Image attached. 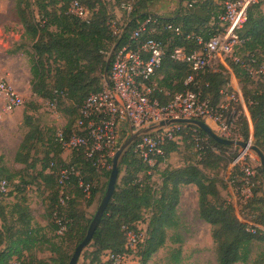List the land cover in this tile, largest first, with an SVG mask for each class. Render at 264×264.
<instances>
[{
    "label": "trees",
    "instance_id": "obj_1",
    "mask_svg": "<svg viewBox=\"0 0 264 264\" xmlns=\"http://www.w3.org/2000/svg\"><path fill=\"white\" fill-rule=\"evenodd\" d=\"M73 1L15 0L24 36L30 40L33 50L31 91L43 100L56 103V108L67 103L64 111L69 119L61 129L66 138L77 129L81 108L88 97L104 89L114 60L113 56L106 76L105 67L112 49L135 42L133 32L150 18L149 27L154 32L145 33L142 39L152 37L160 41L165 50L161 66L149 81L157 84L153 97L167 105L175 93L192 89L201 91L203 98L217 104L223 89L233 91L232 77L224 65L216 71L199 72L194 81L186 83L193 71L187 62L173 58L176 48L191 53L200 48L199 38L208 41L222 33L224 25L218 17L225 0H178L174 11L162 14L152 9L155 0H78L89 10L88 19L69 11ZM128 2L132 3L130 11L123 8ZM112 19L120 29L119 34H115L111 26ZM237 33L243 41L239 54L248 68L264 64V3L249 7L247 19ZM228 66L238 80L251 119L250 122L245 114L240 116L241 137L249 140L252 136L254 144L264 152V79L231 60ZM238 109H242L240 104ZM26 122L31 129L15 160L24 165L23 170L29 172L31 181L20 179L21 183H16L14 178H21L20 171L9 170L0 155V180H7L10 187L12 184L7 194L13 198L10 203L5 202L3 196L7 194L0 192V264H13L16 260L22 264H69L95 215L89 214L86 208L97 199L101 203L112 167L102 172L106 166L103 159H99V154L88 158L84 147L71 150V155L65 158L59 131L47 141L42 129L29 117ZM184 140L198 145L199 159L179 167H166L159 172L160 183L156 182L155 169ZM36 142L42 143L41 156ZM214 149H219L220 153ZM164 150L154 165L144 162L134 146L123 156L119 167L121 177L118 176L100 224L83 251L85 264H114L103 257L108 253L127 255L130 252L126 248L127 234L138 231L141 221L148 223L145 238L139 245V264H147L166 245L168 230L178 226L177 206L182 186L189 184L197 187L200 217L212 227L218 264H264L263 252L252 259L255 244L264 243L263 167L258 166V175L248 184L245 168L239 163L233 166L230 182L240 197L238 212L222 192L230 185L220 176V170L227 166L225 154L234 150L232 146L216 142L195 125H182L176 139L168 141ZM112 159L106 158V163L112 166ZM63 168L75 171L67 181L64 204L59 184ZM81 182L90 185L88 193ZM33 186L43 196L47 226L35 219L28 197ZM248 187L251 194L244 197L242 192ZM48 232L58 233L60 241ZM172 242L180 245L171 249L169 263L183 264L182 241ZM46 251L51 254L48 258L40 254Z\"/></svg>",
    "mask_w": 264,
    "mask_h": 264
},
{
    "label": "built area",
    "instance_id": "obj_2",
    "mask_svg": "<svg viewBox=\"0 0 264 264\" xmlns=\"http://www.w3.org/2000/svg\"><path fill=\"white\" fill-rule=\"evenodd\" d=\"M258 3H264V0H225L223 12L218 17L224 25L222 33L211 37L208 41L199 38L200 48L191 53H186L183 48L174 50L173 58L187 62L193 71L186 83L194 81L199 72L216 71L222 65L227 67L232 77H235L233 70L228 66L229 60L248 68L239 54V46L243 41L237 30L245 23L249 7ZM123 8L130 11L132 3L123 4ZM69 11L82 19L89 17V10L78 0L71 3ZM150 21L151 18L144 21L133 32L132 38L135 42L116 47L105 87L102 91L91 94L85 101L80 111L81 117L77 129L73 130L72 135L66 138L63 130H59L58 137L63 142L65 150L84 147L88 158L94 157L95 154H99V159L113 157L122 145V141L131 133L178 117L203 120L212 123L215 131L223 137L236 140L241 138L238 123L240 116L245 114L250 122L251 119L239 83L234 85L231 80L233 91L223 89L221 91L223 96L217 104L210 98H203L201 91L192 89L175 93L167 105L153 97L157 84L149 81L161 66L165 50L162 43L152 37L142 39L145 33L154 32V29L149 27ZM110 23L115 34H119L120 29L116 21L112 19ZM171 27L169 25V28ZM176 31L179 32L180 29L176 28ZM248 70L252 75L264 79V64L254 65ZM0 94L5 100V108L8 111L21 107L25 102L21 92L5 78H0ZM48 103L56 109V103ZM239 104L242 109H238ZM182 125L184 124L176 123L154 129L134 142V150L144 162L154 165L157 158L164 154L167 142L176 139ZM73 172L74 169L68 168L60 171L59 184L63 204L66 199L65 187ZM245 172L248 175L255 174L250 167H246ZM247 182L250 184V179ZM81 186L85 192H89V184L84 185L81 182ZM10 189L7 180H0L1 193L7 194ZM247 189L250 190L249 187ZM142 228L138 225V231L128 232L126 248L129 251L135 252L139 243L144 240L146 230ZM125 257L126 255L112 253L106 256L107 260L113 261L114 264H121ZM13 264L22 263L16 260Z\"/></svg>",
    "mask_w": 264,
    "mask_h": 264
},
{
    "label": "rangeland",
    "instance_id": "obj_3",
    "mask_svg": "<svg viewBox=\"0 0 264 264\" xmlns=\"http://www.w3.org/2000/svg\"><path fill=\"white\" fill-rule=\"evenodd\" d=\"M119 14L121 13L119 12ZM32 52L30 40L24 36V28L17 15L15 0H0V78L8 79L18 91L21 92L25 100L21 107L13 111H8L5 108V100L0 94V155L4 157V164L9 170L20 171L22 176L21 178L18 176L15 177L16 179L14 178L16 183H21L20 179H22V181H31V176L28 174L29 172L23 170L24 165L17 163L15 160L16 153L31 129L26 119L29 117L32 123H35V125H38V127L42 129L44 133L43 136L47 138V141L53 133L64 129L69 119V116L64 111V107L67 103L63 104L60 108L53 109L47 100H43L31 91L30 82L33 78L31 73ZM239 140L245 139L241 137ZM249 140L254 144L253 138ZM197 142H199V140H197ZM36 143L39 146L38 154L41 156L40 145H42V143ZM232 147L234 150H229L225 154L228 160L227 166L220 170V176L230 185L228 188L225 187L222 192L225 197L229 198V200L234 203L239 212L240 197L236 191L233 190L231 186L232 183L230 182L232 168L238 163L241 164L243 168L250 167L255 174L248 175L245 172V180L250 179V181H252L253 178L258 175L257 168L261 163L260 158L254 151L249 149L243 150L241 147ZM198 149H200L198 145L190 141H181L178 149L168 154L165 161L155 169V173L153 174L154 180L160 183L161 174L159 172L166 167H179L185 165L189 161H197L199 159ZM214 150L220 153L219 149ZM66 152L68 153L65 155L68 156L65 157H69L71 151L66 150ZM233 156H235L234 159H231ZM102 163L106 165L105 168H102V172L104 169L108 170L112 167L106 163V158H103ZM119 177H121V174ZM34 186H37L36 183H34ZM34 186L28 191L30 193L28 197L30 198L29 201L33 211H38L40 208H44V204H40L43 196H40L41 194L37 193L38 191L36 192L38 189H35ZM195 187L194 184L182 186L180 203L177 206L178 226L168 230L166 245L156 252L147 264H170L168 257L171 249L180 245L172 241H182L183 264H218L215 243L212 237V227L200 217L198 192L197 187ZM242 194L244 197H247L251 192L245 188ZM35 196H39V198ZM3 197L5 202L10 203V201H12L11 196H8V194ZM99 205L100 203L97 199V201H95L92 206L86 208V210L91 215L95 214ZM146 214L149 215V212H146ZM147 223V221H141L139 225L143 227V230H146ZM48 234L60 241L58 233L48 232ZM139 249L140 246L135 252L130 251L121 264H139ZM83 251L78 264H85ZM260 252L264 253V243L255 244L252 259ZM40 254L42 257L47 258L51 255L49 251L44 253L41 252ZM106 256L107 255L103 257L105 261L107 260Z\"/></svg>",
    "mask_w": 264,
    "mask_h": 264
},
{
    "label": "water",
    "instance_id": "obj_4",
    "mask_svg": "<svg viewBox=\"0 0 264 264\" xmlns=\"http://www.w3.org/2000/svg\"><path fill=\"white\" fill-rule=\"evenodd\" d=\"M115 46L108 59H107V63H106V67H105V74L106 76L108 75L109 72V68L111 65V60L113 57V54L116 50ZM184 124V125H195L197 126L200 130H202L203 132L207 133L210 137H212L216 142L223 144V145H229V146H234V147H241L243 150H252L254 151L258 157L260 158V163L261 166L263 167V172H264V152L255 144L252 143L251 140H236V139H230V138H226L223 137L221 135H219L207 122L203 121V120H199V119H187V118H173L167 121H161L158 124L152 125L151 127L148 128H144L141 129L137 132L131 133L123 142V144L120 146V148L117 150V152L115 153V155L113 156L112 159V170H111V174H110V178H109V183H108V187H107V191L91 221V224L89 226L88 232L86 237L79 243V245L76 247L72 258L69 262V264H77L78 260L82 254V251L85 249V247H87V245L91 242L94 233L96 231V229L98 228L100 221L105 213V210L108 206V203L114 193V190L116 188V184L118 181V176H119V167H120V163L121 160L123 158V156L126 154V152L133 146L134 142L139 139L141 136L153 131L154 129H160L163 128L167 125L170 124Z\"/></svg>",
    "mask_w": 264,
    "mask_h": 264
},
{
    "label": "crops",
    "instance_id": "obj_5",
    "mask_svg": "<svg viewBox=\"0 0 264 264\" xmlns=\"http://www.w3.org/2000/svg\"><path fill=\"white\" fill-rule=\"evenodd\" d=\"M178 4V0H155L153 5H152V9L154 10V12H156L157 14H162L168 11H174L175 8L177 7ZM232 77V83L234 85H238V80L237 78ZM210 125L214 128V125L212 123H210ZM70 151V150H69ZM68 152H66V150L63 153V156H68L65 155ZM66 158V157H65ZM195 186V185H194ZM196 188V187H195ZM37 192V191H36ZM36 198H39V196H35ZM13 199V198H12ZM40 204H43V200H41ZM43 212H44V208H40L38 211H34V216L36 221L42 225V226H47L48 221L44 218L43 216ZM0 227H1V220H0ZM49 231V230H48Z\"/></svg>",
    "mask_w": 264,
    "mask_h": 264
}]
</instances>
